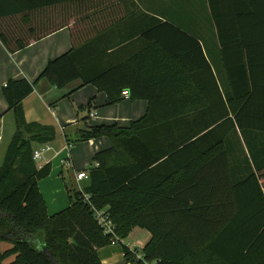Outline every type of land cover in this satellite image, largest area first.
<instances>
[{"label": "trees", "instance_id": "trees-1", "mask_svg": "<svg viewBox=\"0 0 264 264\" xmlns=\"http://www.w3.org/2000/svg\"><path fill=\"white\" fill-rule=\"evenodd\" d=\"M207 1L226 91L200 40L170 24L161 25L170 41L157 34L147 51L102 71L83 63L85 47L100 33L84 43L73 37L72 50L40 74L36 83L46 79L60 90L78 80L93 84L110 104L121 102L124 91L148 102L145 117L130 128L80 131L77 141L107 137L112 147L94 156L86 168L90 185L68 191L70 206L54 216L39 189L52 166L36 165L33 146L54 141L57 130L25 120L22 102L36 83L11 80L3 88L17 133L0 167V245L12 246L0 251V264L12 256L11 264H102L98 250L112 246L111 238L84 195L110 215L127 264H264V0ZM11 4L0 9V38L16 53L50 33L27 39L23 30L1 26L12 17L30 21L25 13L32 8ZM188 83L205 96L213 89L216 101H189ZM184 120L193 123L187 137ZM136 227L151 233L142 250L123 243Z\"/></svg>", "mask_w": 264, "mask_h": 264}, {"label": "crops", "instance_id": "crops-1", "mask_svg": "<svg viewBox=\"0 0 264 264\" xmlns=\"http://www.w3.org/2000/svg\"><path fill=\"white\" fill-rule=\"evenodd\" d=\"M12 1L21 8H32L25 13L28 14L30 21L23 24L19 16L12 17L5 19L1 26L11 28V32L15 33L23 30L24 37L27 39L35 34H50L37 41L32 40L28 47L16 53H11L0 38L1 133L6 121L11 122L14 118L16 124V113L8 111V104L3 94V88L8 82L26 80L33 84L36 83L51 60L72 50L73 37L77 43H84L94 37L97 32L100 34L92 38L84 49L83 63L87 67L102 71L111 66L123 65L147 51L156 41L157 34L161 38V34L166 33L167 36L162 38L170 41L172 35L169 27L161 25L170 24L181 28L200 40L204 53L213 62L214 74L220 91H226L228 87L225 68L221 61L220 40L210 16L207 0H0V9H14ZM151 31H154L152 35ZM146 33L151 35L147 39ZM167 44L170 45V43ZM196 84L188 83L187 85L190 90L189 101L195 99L200 106L216 101L218 94L213 89L212 97L207 93L208 97L201 93ZM183 101L187 102V100ZM83 107L88 108V114L83 121H79L78 110ZM22 109L28 124H56L58 126L57 136L64 137L68 147V151H60L63 156L60 171L62 173L65 171L67 176L73 174L77 182L76 175L85 171L86 169L82 170L84 167L93 164L94 156L112 147V142L107 137L79 142L77 140L80 131L99 126L130 128L132 123L145 117L148 102L133 100L130 96L129 98L123 97V100L117 104H110L107 95L93 84L82 85V81L78 80L60 90L52 86L48 80L42 79L35 84L33 93L22 102ZM92 113L96 116L92 117ZM196 122L200 127L203 125L200 116ZM183 124L184 129L181 135L187 137L193 123L189 124L188 120H184ZM187 125H189V131ZM166 137L171 140L175 139V136L166 135ZM53 143L54 141L47 144L51 146ZM42 145L35 143V150ZM48 163L52 166L53 158L44 160L38 167L41 168ZM83 181H88L84 187L81 186ZM81 182H77L81 190L90 185L89 179ZM46 188L47 186H43V182L40 181L39 189L50 216L70 206V201L66 207L63 200L62 203L58 202L55 197L50 207L45 197ZM166 216H171V212L167 211ZM131 234L133 241L141 246L138 249L135 245L130 246L129 244L131 250H142L151 239V233L140 227L134 228ZM98 256L102 264H127L120 245L103 247L98 250Z\"/></svg>", "mask_w": 264, "mask_h": 264}, {"label": "rangeland", "instance_id": "rangeland-1", "mask_svg": "<svg viewBox=\"0 0 264 264\" xmlns=\"http://www.w3.org/2000/svg\"><path fill=\"white\" fill-rule=\"evenodd\" d=\"M87 112H88L87 107L80 108L78 110V120L83 121V119L88 114ZM90 119L93 120V118H90ZM45 126L55 127L59 130V128L56 124L55 125L54 124L45 125ZM16 133H17V131H16V124H15L14 118L11 119V122L6 121L3 125V130H2L3 140L0 142V167L4 163L5 155L9 149V146L11 145L13 138L16 135ZM65 143H66V140L64 137L56 136L54 143L51 144L52 151L48 154H45L42 160L36 162V165L38 166L40 163L44 162V160L53 158L52 173L49 177L42 180L43 186H47L46 192H45V197H46V200H47L49 206L52 205V203H51L52 199H54L56 197L55 199H57L58 202L62 203V200H63L64 205H66V207H68V205H69L68 191H70V190L72 191L73 189L74 190L78 189V184L75 181V179L73 178L72 171L70 170V173L72 174V176H67L65 171H63L64 173H62L60 171V166H61L60 162H61V159L63 157L62 152L60 153V151L61 150L62 151L63 150L68 151L67 150L68 147L66 146ZM33 147L35 150L36 149L35 146H33ZM66 158H68V157H66ZM86 168L84 167L82 170H85ZM87 184H88V181L81 182L82 187H84ZM131 236H132V234H130L123 241V243L127 246L129 244H130V246L135 245L139 249V247H141V246H139L140 244H136V242L133 241V238ZM11 247H12L11 244L6 243V242H2V244L0 245V251L8 250ZM13 260H14V256L6 259L4 261V264H11V262H13Z\"/></svg>", "mask_w": 264, "mask_h": 264}, {"label": "built area", "instance_id": "built-area-1", "mask_svg": "<svg viewBox=\"0 0 264 264\" xmlns=\"http://www.w3.org/2000/svg\"><path fill=\"white\" fill-rule=\"evenodd\" d=\"M122 96L129 98L130 94L128 91H124L122 93ZM91 116L95 117L96 114L92 113ZM2 139H3L2 133L0 131V142L2 141ZM51 150H52V148L49 144L42 145L39 149L34 151V154H33L34 161L37 162V161L42 160L44 155L51 152ZM94 166H98V165L95 164ZM87 179H89V176H88L86 170L82 171L76 175L77 182H81L82 180H87ZM81 191H83V190H81ZM84 201L86 203L90 204V207L93 211V216H94L96 222L98 223L99 227L102 229L104 235L110 236L111 245L112 246L120 245L121 241H120L119 237L116 235V227L114 226L108 212L106 210H97L96 208H94L93 205L90 203V197L88 195H84Z\"/></svg>", "mask_w": 264, "mask_h": 264}]
</instances>
